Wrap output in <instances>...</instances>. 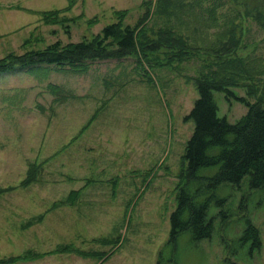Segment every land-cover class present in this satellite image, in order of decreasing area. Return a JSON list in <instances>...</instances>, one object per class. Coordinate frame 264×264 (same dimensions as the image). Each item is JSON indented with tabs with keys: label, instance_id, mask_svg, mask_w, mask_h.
I'll return each mask as SVG.
<instances>
[{
	"label": "rangeland",
	"instance_id": "374dc122",
	"mask_svg": "<svg viewBox=\"0 0 264 264\" xmlns=\"http://www.w3.org/2000/svg\"><path fill=\"white\" fill-rule=\"evenodd\" d=\"M260 12L264 0H0V62L93 41L114 24L139 34L136 52L83 73L49 65L0 73V264H264V192L249 177L216 191L227 202L209 207L210 239L193 244L184 233L166 247L198 81L215 74L264 104ZM232 32L241 43L232 56L246 68L222 67L219 48ZM248 64L263 74L252 80ZM214 96L230 123L247 114ZM72 192L79 196L64 203ZM245 218L261 249L240 244Z\"/></svg>",
	"mask_w": 264,
	"mask_h": 264
},
{
	"label": "trees",
	"instance_id": "16d2710c",
	"mask_svg": "<svg viewBox=\"0 0 264 264\" xmlns=\"http://www.w3.org/2000/svg\"><path fill=\"white\" fill-rule=\"evenodd\" d=\"M259 14L264 18L263 12ZM138 35L136 28L114 24L105 27L93 41H83L65 47L54 44L44 51L10 58L9 63L3 60L0 62V73L13 70L17 65L34 69L49 65L60 70L68 68L73 72L83 73L92 62L122 60L136 52L139 48ZM239 44V39H236L232 32L231 38L220 46V57H226L221 60L223 62L220 61L222 67L233 65L236 68H246V61L239 62L236 56H232ZM149 50L155 51L156 48ZM247 67L245 71L251 73L250 76L253 75L252 80L263 74V70L259 68L255 71L249 70L253 69L249 64ZM208 75L198 81L199 98L184 118L185 122L194 123V130L184 156L185 170L180 176L182 185L178 189L177 208L170 217L171 232L166 247H172L173 250L184 233L189 234L193 244L212 237L214 222L207 218V213L212 203L220 208L226 204L227 199L216 195L222 185L240 186L243 179L249 177L250 189L264 192V104L261 100L251 102L234 93L229 87L235 82L216 78L215 74L212 77L215 79H212ZM216 92L225 94L228 102L236 101L245 105L247 114L236 123H230L226 117H220L214 96ZM209 168H217V172L211 177L202 176V170ZM30 181L31 178L28 177L24 184ZM196 183L203 187L191 191L190 186ZM205 192L210 196L203 202H198ZM78 196L79 192H72L64 203L71 204ZM221 215H224V212H221ZM245 220L246 228L240 238V244H251L252 250L261 249L259 229L248 218ZM160 255L162 256V253Z\"/></svg>",
	"mask_w": 264,
	"mask_h": 264
},
{
	"label": "crops",
	"instance_id": "0c3cea01",
	"mask_svg": "<svg viewBox=\"0 0 264 264\" xmlns=\"http://www.w3.org/2000/svg\"><path fill=\"white\" fill-rule=\"evenodd\" d=\"M1 162H3V161H1ZM1 162H0V163H1ZM9 176H10V175H9Z\"/></svg>",
	"mask_w": 264,
	"mask_h": 264
}]
</instances>
